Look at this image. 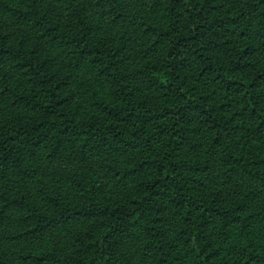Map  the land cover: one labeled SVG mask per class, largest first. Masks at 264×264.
Masks as SVG:
<instances>
[{
	"label": "trees",
	"instance_id": "1",
	"mask_svg": "<svg viewBox=\"0 0 264 264\" xmlns=\"http://www.w3.org/2000/svg\"><path fill=\"white\" fill-rule=\"evenodd\" d=\"M0 264H264V0H0Z\"/></svg>",
	"mask_w": 264,
	"mask_h": 264
}]
</instances>
